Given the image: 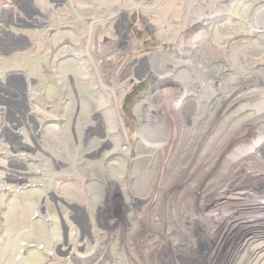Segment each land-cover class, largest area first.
I'll use <instances>...</instances> for the list:
<instances>
[{
	"label": "bare ground",
	"instance_id": "bare-ground-1",
	"mask_svg": "<svg viewBox=\"0 0 264 264\" xmlns=\"http://www.w3.org/2000/svg\"><path fill=\"white\" fill-rule=\"evenodd\" d=\"M33 1L35 5L45 4L48 11L57 15V30L75 25L76 8L92 7L87 1L78 0L69 13L62 14L58 0H0V6L15 9V20L21 22L18 11L33 12ZM100 1L103 14L84 18L93 22L92 26L148 25L164 35L160 49L183 44L174 52L182 53L184 59L177 58L179 55L173 51L153 53L149 59L154 60L157 55L163 58L159 64L152 63L148 74L152 78L174 74L179 81L189 79L190 84L185 87L176 80V85L163 88L157 97L165 102H150V91L151 95L142 97L134 109L138 113L135 121L128 118L129 128L124 132L123 117L129 115H123L131 114V110L123 106L126 102H121L122 98L131 86H141L143 81L131 84V76L124 83L118 80L115 85L122 93L111 92L101 66L110 60L119 62L118 57H108L105 42L94 45V32H90L92 45L88 53L81 55L65 48L58 50L59 41L51 44L47 39L53 30L50 25L11 22L7 25L11 27H0V42H5L7 36L18 39V34L22 37L18 40H24L23 48L13 51L18 52L15 59L0 64L9 66L18 63V59L26 62L28 57H18L29 52L31 58L37 59V68L28 72L37 74L42 82V86H35L31 81L29 86L28 77L12 78L11 70H7L14 67L0 71V86L5 90V94H0V115L4 113L0 120V155L11 157L15 146L7 138L15 135L20 139L24 131L28 141L20 140L19 144L35 152L21 155L39 165L30 167V173H19L7 168V160L0 159L2 177L24 181L21 193L36 191L40 196L37 202H32L31 197L21 202L7 200L9 207L4 201L0 203V207L5 203L3 207L9 211L4 217L0 214V264H65L67 260L57 257L54 251L62 249L73 254L79 246L88 247L90 254H76L80 260L90 261L88 264H145L148 259L153 264H264V24L254 25L253 18L258 9L264 10V0ZM219 11L241 15L239 23L247 28L229 33L221 42L220 37L212 40L213 46L224 53L212 68L200 58L201 50L192 47L193 41L186 40L190 24L207 21ZM82 15L78 16L81 21ZM174 26H179L177 31ZM231 26L236 25H207L202 34L206 38L222 30L230 32ZM116 33L120 38L125 34ZM249 35L255 39H246ZM82 36L88 39L86 32ZM31 37H35L32 42L27 40ZM91 50L101 53L103 63L93 57ZM192 51L198 54L197 64L195 54L189 58L184 55ZM142 56V51L135 52V59ZM196 65L204 79L201 84L210 90V94L204 91L201 101L194 98V90L199 87L201 93L202 88L193 74ZM216 67L220 77L213 70ZM137 69L141 72L139 65ZM72 81L80 83L85 94L104 95L97 99L94 114L90 115L89 110L81 117L76 113L73 118L62 114L65 109L51 114L38 107V100H53L54 93L55 97L60 96L53 100L55 105H79L75 96L67 98L71 102H60L65 100L61 92L73 96ZM49 82H54L52 87L47 85ZM7 91L14 97L15 106L19 102L25 104L26 118L21 119L20 125H13L8 119L13 111L8 109L6 116L1 107L8 102ZM42 132H47L44 138ZM110 143L111 152L105 151L94 163L93 154ZM59 148L65 153L61 154ZM71 155L74 161L70 171H57L58 165L65 164L64 156ZM29 174L36 177L29 179ZM51 179L60 190L65 181L72 182V190L65 193L70 196L71 202H66L69 207L59 206L58 215L52 211L55 198L47 196ZM52 193L64 199L61 192ZM16 206L24 211H18ZM17 212H22V216H17ZM23 217L25 223H18ZM12 222L16 227L10 225ZM60 227L65 229V238L61 237ZM49 230L54 232V236L48 234L53 240L48 238L45 243L43 237ZM83 231L92 232L96 246H87ZM31 235L39 239L30 240ZM56 260L62 262L55 263Z\"/></svg>",
	"mask_w": 264,
	"mask_h": 264
},
{
	"label": "rangeland",
	"instance_id": "rangeland-1",
	"mask_svg": "<svg viewBox=\"0 0 264 264\" xmlns=\"http://www.w3.org/2000/svg\"><path fill=\"white\" fill-rule=\"evenodd\" d=\"M50 1H51V3H54V0H50ZM58 1L60 3V5L58 6L60 8H58V10H61L62 14L63 13L67 14V13H69L68 11H71V6L73 7V2H76L78 0H58ZM80 1H87L88 5L92 6L94 8L91 7L89 9L87 8L85 10L79 9V8H76V9L74 8L75 11L73 13L74 14L73 20L75 21V25L73 24V26L71 28H61V29L57 30L56 28H60V27H55L57 24L60 23V22H58L57 15L53 11H48L45 4H42L40 6L37 4L35 5V1H33L34 5H35V7H33V9H34L33 12H29L28 9H25L23 11H18L20 7H18V9H16L18 11V15L20 17H22L21 22H19L18 20H15L14 13H13L15 9H7V8L4 9V7L7 5L2 4V6H0L1 8H3L2 10H0V27H4V26L11 27V26H7L11 22H15V23H19V24L34 23L33 25H38L37 24V22H38L40 24L50 25V27H52L53 30H51L47 39L51 41V44L55 41H59L60 48L58 50L65 48V49H68L71 53H75L78 51L81 55H85L88 53L89 48L92 45L90 32H94L95 33V35L93 36V40H95L94 45H98L100 41H103L107 45L106 47H107L108 51L106 53H108L107 54L108 57L110 54H111V57H118L117 60L119 62H116V60H114L115 62L110 60V61L103 63L104 59H101V57H102L101 53L98 51H95V50H91L93 57L94 58L96 57L97 60H100V62L103 63L101 66V69L104 72V76L106 78V81H107L108 87L110 88V91L113 93H116L117 95H120V93H122L120 91L121 88L120 87L117 88L115 83L117 84L118 80L120 83H124L125 81H127V79H129L130 76L133 77L132 79H134L131 82V84L132 83L134 84V81H137V82L143 81L141 86H131L130 89L126 91L125 95L122 98L121 102H126L123 106H125L128 111L131 110V114H126V113H124L123 110H121V112L118 110L120 114L124 113L123 116L129 115L127 118L122 116L126 120V123L122 122L123 125L126 124V127L124 128V132H125V129L129 128L128 123H127L128 118L131 116L133 121H135L134 115L137 116L138 113L136 114L134 109L136 108V106L138 104H140L139 102H141L142 97L151 95V94H149L150 91L153 92L151 95L152 98L149 99L150 102H165L164 98L159 99L157 97L159 91L163 90V88L172 87V86L176 85L175 84L176 80L178 83L180 82L182 86H185V87L189 86V84H190L189 79H188V81H187V79L183 80V81H179L177 79V75H174V74H172L171 76L164 77V78L163 77L152 78V76L150 74H148L149 73L148 68L151 71L152 66L154 65V64L152 65V63L155 62V63L159 64L160 59L163 58V57H161V55H157V56H154V57H156V59H154V60H151V58L149 59V57L153 53H160L161 54V51L163 50L164 52H162V54H167V53H170V51L171 52L173 51V54L175 53V54L179 55L177 58L184 59L185 57H183L182 53H178L176 51L174 52V50H177L179 48L181 49L183 44L181 45V43L179 42L180 45H175V46L171 47V49H170V47L166 48V49H160L159 44L162 43L164 35H162V33H159L160 31L157 28L150 27L148 25L142 26V25L131 24L128 27V26H126L127 24H123V25L121 24L120 26H115L114 28L110 27L109 24H107L108 26H106V27H101L98 25L92 26L93 22H91L90 20L86 21L84 18L89 17V16L97 18L98 15H101L100 13H102L101 12L102 10H100V6L102 5V2L100 0H80ZM39 2H43V1L37 0V3H39ZM20 4H21V2L17 3L18 6ZM150 4H152V3H150ZM77 9H79V10H77ZM81 13H83V15H82L83 21H81V18H78V16H80ZM232 13H233L232 11H231V14L228 11H219V12L215 13L214 15L210 16L207 19V21H203L202 23H193V24H190L188 27L190 30V34H189V38L186 40V42L193 41L192 47L198 48L201 50V51H198V53L201 56H203V57H200L202 59V61L208 62V64H206V66H208L210 64L213 68L215 63L217 64L220 61V59L222 57H224V53L213 46L214 45L213 42H215V41H212L213 39L218 40V38L220 37L218 42H221V40L223 38H227L229 36V33L236 31V30L242 31L244 28H247V26L245 27L244 25L239 23L241 15H238V14L233 15ZM235 13H238V12H235ZM233 17H235L237 19L235 20ZM253 18H255L254 25L258 26L259 24H264V10L258 9L256 11V14L253 16ZM36 19H39V21H35ZM78 21H80V24L77 23ZM226 23H231V24H234L236 26H235V28H234V26H231L230 32L222 30V31H220L221 33H212L208 37L206 36V38L203 37L202 33H203V31H205V27H207V25L217 27L220 24H226ZM136 24H137V22H136ZM183 26H185V25H183ZM173 28L177 31L179 26H174ZM116 30L119 32L125 33L122 38H120L118 36V34L116 33ZM83 31L86 32L88 39L86 37L82 36V34L84 33ZM214 32H217V31L214 30ZM145 34H147L148 36L146 37ZM175 34H172V35H175ZM18 36H19L18 39L22 38L19 34H18ZM115 36H117L116 37L117 40L113 41L112 38L114 39ZM107 37H108V39H107ZM207 38H209V39H207ZM245 38L252 40V39H255V36L249 35ZM18 39H13V37L7 36L5 42H0V52H2V54H0V63H4L6 61L11 62L13 59H15L18 52H13V51L20 48V47L23 48V43H24V40H18ZM33 39H35V37H31V39L27 38V40H30V41ZM51 44H49V45H51ZM137 50L143 52V56L140 58V60H139V58L135 59V52ZM10 53H13L14 55L9 56V58L5 57V55H9ZM192 54H195L194 61L197 64L198 61L195 60V58L198 54L195 51H192L191 53H187L184 55L189 58V55L191 56ZM171 56H172V53H171ZM23 57H28L26 62L25 61L22 62L18 59L17 60L18 63L11 64L9 66H4L3 64H0V71H2L5 68H8V67H14L12 69L7 70V72L9 70H11V72L13 74L12 78H16L17 76L28 77L27 80L29 82V86L31 85L30 84L31 81H32L33 85L35 84V86H40V85L42 86V82L39 80L38 75L31 73V72H28L29 69H33L34 67L37 68V59L31 58L32 56L29 54V52L25 53L23 55H20L18 58H23ZM166 57L168 58V56H166ZM175 60H177V59H175ZM229 62L231 63V61H229ZM28 63H32V64H28ZM138 65L140 67L141 72H139L137 69ZM38 68H39V66H38ZM213 70L215 71L217 76H219V77L221 76V75H219L218 67L214 68ZM193 74H194L195 78H197V82H198L197 85L202 87V88H200L201 93L198 92L199 87H197L196 90H194L196 92L194 98H196L199 101L201 98V95L204 93V91H206V93L210 94V90L207 87L205 89L204 86L201 84V81L204 79L200 78V76H202V74H201V72L198 71L197 65L193 69ZM61 75L62 74L59 73V76H61ZM17 81H18V79L15 80V82H17ZM222 81H224V79ZM52 84H54V82H49L47 85L52 87ZM203 84L207 85V83H205V82H203ZM14 88L19 89V86H16ZM71 88L73 89L72 90L73 96L67 95L65 92H61V93H63L65 100L63 99V101L61 100L60 102H71L67 98L73 99V97L75 96L74 100L79 102V105L75 106L74 108H72V106L70 104H66V106H65V104L62 105V104H59V102H56V105H55L53 100L56 101L57 98L60 97V96L55 97V95H56L55 93L52 95L54 97L53 100H49L48 102H43L42 100H38V102H39L38 107L42 111H47L48 113L51 112V114H57L58 112H61L62 110L65 109L64 111H62V114L69 115L68 117H70V116L73 117L74 114H76V113L79 114L78 115L79 117H81V115L87 114L86 112L89 110L92 111L90 115L94 114L96 107H97L96 103H98L97 99L100 97L104 98V95L102 96V95H99L98 93H94V92L92 94H85L82 91L83 86H81V84L77 83L76 81H72ZM58 91H61V89H59ZM0 94L1 95L5 94V90L2 86H0ZM63 96H61V98ZM6 97L8 98V102H5L1 107H3L5 109L6 116H7L8 109L13 111V114H11L8 117V119L11 120L13 125H15L17 123L20 125L21 119L26 118V112H25V108H24L25 104H24V102H19V106L18 107L15 106L14 97L12 95H10L8 93V91H7ZM19 99L20 98H18V100ZM106 99L108 100V98H106ZM58 100H60V99H58ZM50 101H53V102H50ZM145 101H147V99ZM203 103L205 104V102H201L200 104H203ZM81 106H83L84 108H80ZM121 106L122 105H117V107H121ZM160 108H161V111H165L163 106H160ZM115 110H116V108H115ZM31 115H32V113H31ZM3 117H4V113H2L0 115V120ZM147 127H148V125H147ZM147 127H144V129H143L144 132L147 131ZM22 128L23 127L21 126L20 129H22ZM137 131H139V128H137ZM23 132L21 133L22 136L20 137V139L15 137V135H13V137L9 136L7 138L8 141L10 142V144L12 145V147L15 146V148L13 147V149H14L12 151L13 153H10L11 157L5 159V157L2 158V155H0V159L8 161L7 164H9V165H6L8 169H11V170L15 169L19 173H22V172L30 173V170H28L30 167H35V166H39V165H33V162L31 160H26L24 158V155H21V154H33L35 152V150H29L28 148L23 147L22 145L19 144L20 140H22V142L28 141L26 134L23 135ZM125 134H127V133H125ZM41 135L44 138V136L47 135V132H42ZM127 135L133 136V133L132 134L128 133ZM49 136H48L47 140H50ZM4 143H6V142H4ZM65 145H66V142L63 144V146H65ZM105 146L106 147H103L102 150H99L97 153L93 154L94 156L91 157V159L94 163L101 159V157L104 155L105 151H107L109 153L111 152V149L113 147V143H110L109 146H107V144H106ZM59 149H60L61 154L65 153V149H61V148H59ZM98 149H99V147L96 149V151ZM64 158L66 159L65 164L58 165L57 171H62L65 169L70 171V164L73 163L74 159L72 158V155L69 157L64 156ZM1 172H4V169L0 168V186H1L0 187V203L2 201H4L7 204V207H9V202L7 200H9L10 202H13V200L16 199L18 202H21V201H24L25 199H27V197H31L30 200L32 202L39 200L40 196H39L38 192H36V191H35V193L32 192L33 194L32 193H28V194L21 193V191H22L21 187H22V184H24V181H18L15 179V177H11V179L7 180L6 178L2 177ZM142 175L143 174H141V172H140L139 176H142ZM35 177H36V175H34V174L33 175L29 174V176H28L29 179H32ZM42 184L45 188V184L44 183H42ZM48 185L49 186L47 188V193H48L47 196L55 198V200H53L54 206H53L52 211L56 215H58V207L59 206L63 205L65 208L69 207V204H67L66 202H68V203L71 202L70 196L65 195V193H67L68 191L70 192V190H72L70 188L72 185V182H71V180L65 181V184L63 183L60 186L61 190H60V188H58V189L55 188L53 179H51L49 181ZM66 185H70V186L65 187ZM12 187H18V188H12ZM52 191H55L56 193L61 192V194H63L64 199H62V198L58 199V197L55 196L52 193ZM73 191H75V190H73ZM45 195H46V193H45ZM77 198L79 199V197H77ZM5 203H3V204L5 205ZM3 204L0 207V214L4 217V214H6V212L8 213L9 211L6 210V206L3 207ZM16 209L18 211L23 210L22 207L20 208L19 206L18 207L16 206ZM43 210H45V209H43ZM19 215L21 217L22 212H17V216H19ZM0 221H1V219H0ZM49 222H47V223H49ZM18 223L24 224L25 223L24 217L20 218ZM0 224H1V222H0ZM12 224L16 227L15 222H12L10 225H12ZM54 227H57V225H55ZM64 230L65 229H63L62 227L59 228L61 237H63V238H65L64 237V234H65ZM49 233L54 236L53 230H49L48 232H46V237H43V238H45V240H44L45 243L47 242L48 238H51V240H53V238L51 236L48 237ZM91 233H90V231H83L82 235L84 237L83 239H86L85 242L88 243V245L87 244L86 245L93 247V246H96V244H94ZM66 236L68 237V233L66 234ZM30 237H31L30 240L35 238V237H32V235ZM93 238H94V234H93ZM35 239H39V238H35ZM54 252H55L56 256L59 257L60 259H66L67 260L65 262V264H70L71 261L73 262V264H88L87 262L90 263V261L87 260L85 262V261H83V259L80 260V258L78 256H76V254L77 255L80 254L81 257L84 256L85 254L86 255L88 253L90 254L88 247L79 246L78 248H76V250H74L72 252L73 254L65 253V251L62 252V249H59V250L56 249ZM92 252L95 253V251H92ZM94 259L95 258L93 257V260ZM148 260L149 261L145 262V264H153L151 259H148ZM59 261L60 260H58V262ZM58 262H57V260L55 261V263H58ZM60 262H62V260Z\"/></svg>",
	"mask_w": 264,
	"mask_h": 264
}]
</instances>
